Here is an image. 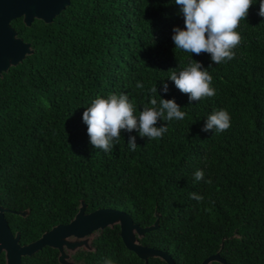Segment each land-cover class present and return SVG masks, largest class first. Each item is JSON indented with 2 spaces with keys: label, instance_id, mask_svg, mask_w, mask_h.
<instances>
[{
  "label": "trees",
  "instance_id": "16d2710c",
  "mask_svg": "<svg viewBox=\"0 0 264 264\" xmlns=\"http://www.w3.org/2000/svg\"><path fill=\"white\" fill-rule=\"evenodd\" d=\"M258 12L253 0L236 29L242 41L235 58L211 67L208 54L175 49L173 28H184L175 0H72L51 25L14 21L18 38L34 50L0 78V206L10 211L5 216L20 244L69 224L83 202L86 214L122 211L141 229L158 215L157 229L138 241L175 264H201L217 253L227 264H264V17ZM190 59L207 68L216 92L192 104L168 79L170 69L178 72ZM110 93L126 94L137 114L153 97L175 99L186 116L159 121L168 131L157 140L122 132L104 152L90 144L82 116L92 100ZM220 109L230 114V128L201 131ZM197 170L204 172L201 181L194 179ZM193 192L203 201L191 199ZM24 210L26 217L13 213ZM94 236V251H79L76 264H144L126 249L117 225ZM58 256L44 248L22 264H59Z\"/></svg>",
  "mask_w": 264,
  "mask_h": 264
},
{
  "label": "clouds",
  "instance_id": "9594fccd",
  "mask_svg": "<svg viewBox=\"0 0 264 264\" xmlns=\"http://www.w3.org/2000/svg\"><path fill=\"white\" fill-rule=\"evenodd\" d=\"M180 6L184 18V28H173L172 40L175 49L195 54H208L211 64H221L235 58L234 49L242 41L236 29L242 20L247 19L253 0H175ZM258 15L264 17V0H259ZM169 80L182 93L188 96L189 104L215 96L212 87V76L202 63L190 59L187 66L180 71L169 70ZM137 88L143 84L137 82ZM168 84L163 83L161 91L168 92ZM150 92L157 94L154 86ZM137 114L135 105L126 94L110 93L106 98L97 96L83 112V122L87 125L90 144L104 152L113 149L114 144L121 139V133L137 132L141 138L157 140L168 131L165 124L157 126L161 120H183L186 113L176 103L175 99L151 98ZM231 126L230 114L224 110H216L205 121L203 132L223 133ZM128 147L135 151L138 147L136 137L129 135ZM194 179H204V172L197 170ZM211 180L206 183H211ZM190 198L197 202L203 201V196L190 193ZM103 264H114L111 259H105Z\"/></svg>",
  "mask_w": 264,
  "mask_h": 264
},
{
  "label": "water",
  "instance_id": "95a60500",
  "mask_svg": "<svg viewBox=\"0 0 264 264\" xmlns=\"http://www.w3.org/2000/svg\"><path fill=\"white\" fill-rule=\"evenodd\" d=\"M72 0H0V78L10 67H15L34 53L31 45L18 38L12 28V23L23 18L27 28L35 21L46 25L54 23L56 16L70 6ZM82 202L79 212L67 225H57L50 232L43 234L39 240L29 246L20 244V234L15 235L9 227L5 213L10 212L0 206V254L4 253L6 264H22V259L30 257L44 248H51L59 253V264H75L72 256L81 250L93 252L92 241L94 234L117 225L120 238L128 251L133 253L144 264L149 259H158L165 264H175L168 254L140 245L138 239L145 234L155 231L158 215L149 228L141 229L131 216L125 212L113 209H98L86 214ZM26 217L28 210L13 212ZM216 262L227 264L219 253L205 259L201 264Z\"/></svg>",
  "mask_w": 264,
  "mask_h": 264
},
{
  "label": "flooded vegetation",
  "instance_id": "af4514ba",
  "mask_svg": "<svg viewBox=\"0 0 264 264\" xmlns=\"http://www.w3.org/2000/svg\"><path fill=\"white\" fill-rule=\"evenodd\" d=\"M72 257H73V256H72ZM72 257H71L70 261H71V262H74V261L72 260ZM74 263H75V262H74ZM75 264H76V263H75Z\"/></svg>",
  "mask_w": 264,
  "mask_h": 264
}]
</instances>
